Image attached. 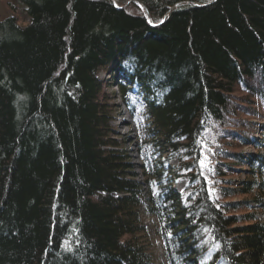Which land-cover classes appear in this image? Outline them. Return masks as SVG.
Returning <instances> with one entry per match:
<instances>
[{
	"label": "trees",
	"instance_id": "1",
	"mask_svg": "<svg viewBox=\"0 0 264 264\" xmlns=\"http://www.w3.org/2000/svg\"><path fill=\"white\" fill-rule=\"evenodd\" d=\"M17 1L27 21L0 20V264H158L149 223L166 264H264V153L234 142L240 114L263 116L264 0Z\"/></svg>",
	"mask_w": 264,
	"mask_h": 264
},
{
	"label": "rangeland",
	"instance_id": "2",
	"mask_svg": "<svg viewBox=\"0 0 264 264\" xmlns=\"http://www.w3.org/2000/svg\"><path fill=\"white\" fill-rule=\"evenodd\" d=\"M16 15L18 18V21L21 23H25L27 21V15L25 16L23 11V6L20 2L17 0H0V20L4 19L5 17L9 15ZM100 76L109 83V81L114 80L112 76L109 75V72L107 71H101ZM114 83V82H113ZM107 91L114 95V98L111 100L114 107V118L111 122V125L114 127L115 130V136L119 139L120 142L123 143L124 150L129 155L130 162L134 166V170L136 171L138 178L142 179L143 176L141 175V171L138 167V164L141 162L140 156H139V141H140V132L136 123V120L134 116L129 111V108L124 104L117 86L115 84L108 86ZM259 107L263 111L262 117H253L249 115H242L241 117H245L247 119H250L253 125H250V128H248V134L250 137H248L247 141H249L246 144H242L239 142V140L234 141L235 143L238 142V144H241L239 146V149L245 154L250 155L252 153H264V102L259 101ZM247 134V135H248ZM253 139H261L262 145L260 147L255 148L251 141ZM168 163L174 164L176 163V159L172 158L168 160ZM246 176V166L242 165L239 169L236 170L235 174L229 175V177L233 178L232 183L235 185L237 181L242 180ZM178 191H181L182 188L185 186V181L180 180L176 181L172 184ZM143 188H146L145 185H142ZM244 195H238L235 196L234 199H241ZM249 198V197H248ZM245 199L247 197L245 196ZM244 210H240L242 212ZM149 225V236H148V243L150 245V248L155 255L158 264H166L163 254H162V242L160 241L159 237L151 231V225Z\"/></svg>",
	"mask_w": 264,
	"mask_h": 264
},
{
	"label": "snow or ice",
	"instance_id": "3",
	"mask_svg": "<svg viewBox=\"0 0 264 264\" xmlns=\"http://www.w3.org/2000/svg\"><path fill=\"white\" fill-rule=\"evenodd\" d=\"M201 163H203V162H201ZM65 249H66V250H71V249H70V246L68 245L67 242H65Z\"/></svg>",
	"mask_w": 264,
	"mask_h": 264
},
{
	"label": "water",
	"instance_id": "4",
	"mask_svg": "<svg viewBox=\"0 0 264 264\" xmlns=\"http://www.w3.org/2000/svg\"><path fill=\"white\" fill-rule=\"evenodd\" d=\"M147 15L149 16V13H147Z\"/></svg>",
	"mask_w": 264,
	"mask_h": 264
}]
</instances>
